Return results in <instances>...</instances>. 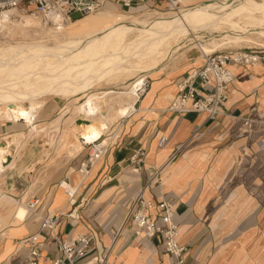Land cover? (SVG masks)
I'll return each instance as SVG.
<instances>
[{"label":"crops","instance_id":"obj_1","mask_svg":"<svg viewBox=\"0 0 264 264\" xmlns=\"http://www.w3.org/2000/svg\"><path fill=\"white\" fill-rule=\"evenodd\" d=\"M198 1L201 0L180 2L182 6H190ZM102 9L125 15L165 11L161 4L151 2L123 8L107 1ZM246 40L248 43L241 48L260 51L264 56L262 39L252 37L239 42ZM188 52L183 63L175 67L180 69L177 73L165 67L146 77L147 85L139 95L137 112L123 115L127 117L118 123L111 145L84 181L78 183L70 200L65 193L66 199H58L60 179L53 185L54 191L58 190L55 199L50 198V192H45L42 198L36 195L39 203L29 213L37 215L38 223L47 215H59L57 235L67 239L81 232L91 236L94 243L112 246L109 264H179L175 257L164 252L157 239L133 236L127 225L113 244L116 228L123 221L131 197L149 183L143 190L145 199L153 204L167 199L174 204L178 239L186 247L180 264L202 261L206 251L202 249L203 239L230 223L241 221L244 225H236L234 235L225 243H232L238 232L250 236V229L245 227L252 221L255 190L258 186L264 188V62L231 63L233 80L227 98L220 113L208 118L203 113L165 110L177 81L202 64L200 55L187 56ZM162 135L166 140L159 147L157 142ZM137 149H141L142 156L136 163L131 161V156ZM78 163L79 159L75 167ZM137 165L139 168L135 170ZM155 172L158 174L152 178ZM63 178L71 182V178ZM258 198L264 201V197ZM47 204L51 206L45 209ZM71 211L76 218L69 216ZM149 213L162 224L156 207L150 208ZM26 219L18 224L8 222L0 230V264H19L25 258L27 249L20 240L38 228L37 223L32 229ZM8 225H12V231L7 229ZM40 241V264H50L58 254L54 238L44 230ZM96 254V248L92 247L82 259L93 260Z\"/></svg>","mask_w":264,"mask_h":264},{"label":"bare ground","instance_id":"obj_2","mask_svg":"<svg viewBox=\"0 0 264 264\" xmlns=\"http://www.w3.org/2000/svg\"><path fill=\"white\" fill-rule=\"evenodd\" d=\"M103 11L105 9H99L69 21L55 17L44 23L40 22L39 15L18 7L0 12V28L10 23V30L19 31L23 39L0 43V118L11 122L23 119L26 127L4 133V137L11 136L8 146L19 150L27 140L45 130L50 149L58 139L68 155L71 151H79L75 129L79 127L81 136L91 141L99 138L106 131L105 126L124 108L137 111L138 90L143 91L146 76L170 64L167 61L172 60L181 47L177 42L180 38H188L186 49L198 48L203 58L204 53L219 44L217 35L211 32L220 31L218 35L232 40L264 36V0H201L190 6L180 4L178 9L169 12L148 10L134 16L113 14L117 24L114 29L110 28L111 24L104 23ZM82 17L93 18L85 20ZM208 32L211 33L209 42H198V34ZM122 75L133 78L121 85L123 90L96 92L90 89L92 92H86L101 80ZM45 94L84 95L85 98L77 104L69 103L45 129L35 120L43 102L40 98ZM103 95L109 99L104 104L97 100ZM23 100L28 102L27 106L17 105ZM69 110L87 122L72 128L66 126L55 139L62 117ZM71 122L73 116L63 120L64 125ZM49 148H44L43 153ZM8 157L9 166H12L16 155L0 147V177ZM77 176L76 172L73 180L65 184L69 200L81 181L80 175ZM27 211L26 204L0 186V230L8 222L23 221Z\"/></svg>","mask_w":264,"mask_h":264},{"label":"built area","instance_id":"obj_3","mask_svg":"<svg viewBox=\"0 0 264 264\" xmlns=\"http://www.w3.org/2000/svg\"><path fill=\"white\" fill-rule=\"evenodd\" d=\"M107 1H114L123 8H129L138 4L148 2L161 4L170 10H176L181 0H0V12L18 7L25 12L39 15L44 21L50 22L53 18L69 21L71 14L79 16L102 9ZM78 16V17H79ZM258 61L264 62V56L260 51H253L241 47H222L208 53H204L202 64L177 81L175 92L165 107V110L174 113L195 112L203 113L208 118H213L220 113V107L227 98L233 73L229 68L231 63L249 64ZM147 81L142 83L143 91ZM140 90V88H139ZM142 93V92H141ZM140 93V94H141ZM139 94V95H140ZM111 135L107 138H96L88 141L82 137V144L86 146V153L79 160L77 172L81 182L88 176L93 165L99 160L111 145ZM107 140V141H105ZM166 137L162 135L157 145L160 147ZM141 149H137L131 156L132 162H140ZM139 165L135 168L137 170ZM155 172L152 178L156 177ZM150 179V181L152 180ZM66 178L58 181V186L65 194L70 195L65 184ZM149 182V181H148ZM149 183L144 184L131 197L122 223L116 228L113 244L116 242L125 225L131 227L132 235H143L152 240L157 239L167 254L175 257L177 263H182L186 247L178 239V227L175 220V207L172 201L161 199L153 204L143 196V190ZM39 203V198L33 194L26 202L29 211L34 210ZM156 207L162 224L149 213V209ZM69 216L76 218L74 211ZM59 221V215H47L42 217L36 231L24 236L20 243L27 249L25 258L19 264H40L41 241L40 233L48 230L54 238L57 255L52 258L50 264H109V254L112 246L104 247L94 243L91 236L85 233H77L71 238L64 239L56 234L55 226ZM92 247L96 248L97 254L93 260H83Z\"/></svg>","mask_w":264,"mask_h":264},{"label":"rangeland","instance_id":"obj_4","mask_svg":"<svg viewBox=\"0 0 264 264\" xmlns=\"http://www.w3.org/2000/svg\"><path fill=\"white\" fill-rule=\"evenodd\" d=\"M166 12H169L170 9L165 7ZM146 11H143L138 14H142ZM164 12V11H163ZM104 14L106 19H104V23L111 24L110 28L114 29L117 27V24L113 20V14H120L116 12L111 11H103L101 12ZM137 13V12H135ZM122 14V13H121ZM125 15V14H124ZM134 15H128V16H134ZM72 18H77L79 15L76 13L71 14ZM93 17H82V19L90 20ZM40 22H46L41 17L39 18ZM115 23V24H112ZM8 26H4L0 28V43H7L8 41H21L23 40L22 37L19 35V31L15 30L14 32L10 30L12 25L10 23L7 24ZM90 30V28H88ZM213 35H217V38H220L222 36L218 35L220 34V31L211 32ZM208 33H199L198 37L200 40L198 42L205 43V40L209 39ZM203 35V38H202ZM255 38H259L263 40L264 43V36H253ZM252 38V37H250ZM184 39V41H183ZM205 39V40H204ZM244 39L249 38H240L236 40L228 39L225 37L220 38L219 44L214 47L213 50L219 49L222 47H230V48H237L241 47L243 44L248 43L247 40L243 42H239ZM180 40V41H179ZM177 42H180L179 45L181 47L178 49L177 56L175 55L172 60L167 61V63H170L168 66H166V70H170L173 73H177L180 69L175 68L183 63L184 57L186 55V52H188L187 56L189 55H200V60L203 62V58L201 56L200 51L196 47H192L190 49H186V47H189V40L188 38H180ZM182 42V43H181ZM186 45V46H185ZM212 50V51H213ZM210 52V51H208ZM207 52V53H208ZM172 61V62H171ZM181 67V66H180ZM162 70V69H161ZM153 74H148V76H154L157 74V69H154ZM119 77V78H118ZM116 78H111L108 80H101L98 84H96L94 87L89 88L86 92L90 93L92 91L100 92L104 90L113 89L115 91L123 90L121 85H126L129 83L133 78H130V76L122 75L118 76ZM123 83V84H122ZM94 88V89H92ZM90 89L92 91H90ZM143 92V91H142ZM139 92L138 90V99H139ZM76 95L74 96H58L53 94H45L41 96L40 100L43 101L37 111L36 115V122H38L40 125H43L48 128V126L51 123V120L56 118L66 106L69 105V103L77 104L78 102H81L85 96L84 95ZM75 97V99H74ZM172 97L169 96V98L166 100V105L168 104L169 100ZM68 100V101H67ZM70 100H72L70 102ZM97 100L104 104L109 101L107 95H103L100 98H97ZM138 102V101H137ZM137 104V103H136ZM19 106H27L28 102L26 100H23L21 102H18ZM72 107V106H70ZM136 107H138L136 105ZM60 109V110H59ZM130 112H137V111H130L128 108H124L122 113L118 115L116 118L112 120L111 123L105 126V130L101 134V138H107L113 134H115L117 125L120 121L125 119L127 116H123L126 113ZM72 117L73 116V122L69 123V125H64L63 120L66 117ZM76 116V117H75ZM123 116V117H121ZM60 125V131L58 134H56L55 139L58 138L62 130L68 126L69 128L79 125H82L87 122L86 119H83L77 115H73L72 110H69L66 114L63 115ZM0 125H3V131H0V147L6 148L7 153L10 155H16L15 162L12 166H9L10 158H7V161L4 162L5 170L2 173L0 177V183L2 182V178L5 181L4 184L0 185L1 187H4V190L7 194H10L11 196L18 199L19 202H22L23 204H26L29 197L33 194L39 195L40 198L45 196V192L48 194L51 193L52 199H55V195L57 194L54 191V184L63 177L67 176L68 178H71L73 180V174L77 172L76 161L78 159H82L83 156L86 153V146H83L82 144V136H81V130L80 128L75 129V135L77 137V140L79 141V151H71L68 155L66 151L61 147L58 143V139L55 141V145L50 149L49 145H47L46 140L48 139L47 135L45 134V130L39 132L36 136L31 137L32 139H29L25 142V144L17 150L14 146H7L11 136L6 135L4 137V133H11L13 131H18L21 129H25V123L23 119H18L16 121H5V119L0 118ZM8 131V132H7ZM3 133V134H2ZM107 141V140H105ZM8 147V148H7ZM49 148V151L47 153H43L44 148ZM60 147V148H58ZM17 150V151H16ZM16 151V152H15ZM102 158V157H101ZM9 159V160H8ZM77 177H79V174L77 172ZM81 179V177H80ZM52 189V190H51ZM60 192V191H59ZM257 199L256 203L254 205V213L252 215V221L250 222L249 228L250 229V236L248 237L247 232H238L235 236H237L233 242L228 244L225 243L228 241V239L232 236L233 231L235 230V226L241 224L244 225V222H235L234 225L228 224V227H224V229L219 230L218 232L211 233L210 237H206L201 242L202 249L205 253L202 255L203 259L202 261H198L197 264H264V201H260V198L264 197V188L262 186H258L255 190ZM67 196H65L64 192L61 189V192L58 194V199H66ZM51 199V200H52ZM64 201V200H63ZM61 201L59 204L63 203ZM43 206V205H42ZM48 206L50 208L51 205L45 206V209H48ZM52 208V207H51ZM43 213V212H40ZM26 220L29 222L30 225H32V229L36 228L37 225V215H32L29 213V210L27 211ZM13 224H18L17 222ZM231 225V227H230ZM233 226V227H232ZM12 225H8V228L10 231ZM234 235V233H233ZM15 245L17 248H19V241H15Z\"/></svg>","mask_w":264,"mask_h":264}]
</instances>
